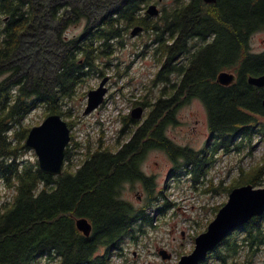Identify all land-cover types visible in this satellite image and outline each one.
Returning a JSON list of instances; mask_svg holds the SVG:
<instances>
[{
    "label": "trees",
    "instance_id": "obj_1",
    "mask_svg": "<svg viewBox=\"0 0 264 264\" xmlns=\"http://www.w3.org/2000/svg\"><path fill=\"white\" fill-rule=\"evenodd\" d=\"M153 3L159 0H0V186L13 192L0 201V264H35L39 257L52 264H107L137 226L145 231L149 222L146 209L126 201L123 191L142 182L154 199L155 179L142 170L154 149L189 168L194 185H208L206 193L259 185L264 167H240L239 180L227 187L225 180L214 184L210 172L220 153L251 149L258 134L264 137V89L248 83L249 76L264 75V51L255 53L250 44L264 31V0H173L151 18L146 10ZM72 23H83L80 34L64 33ZM137 26L154 36L153 57L161 65L147 84L150 93L163 85L159 94L137 103L152 109L148 118L124 117V138L109 147L81 146L76 165H70L71 143L63 174H44L26 155V116L40 109L44 117H70L89 79L119 67L113 55ZM222 71H234L237 82L220 85ZM193 99L204 104L213 139L203 153L166 135L178 107ZM79 218L91 222L90 237L78 230ZM215 263L264 264V216L230 234L202 262Z\"/></svg>",
    "mask_w": 264,
    "mask_h": 264
},
{
    "label": "rangeland",
    "instance_id": "obj_2",
    "mask_svg": "<svg viewBox=\"0 0 264 264\" xmlns=\"http://www.w3.org/2000/svg\"><path fill=\"white\" fill-rule=\"evenodd\" d=\"M172 3L173 0H164L159 3V8L163 10L166 5L169 7ZM83 27V23H72L64 33L78 35ZM46 33L48 38H52L51 28L46 29ZM130 37L128 43L113 55V64L119 67L108 70L104 77L94 75L90 78L75 102L77 110H73L70 117H62L69 124L74 143L70 165L81 161L82 156L78 154L81 146L91 145L96 148L101 144L104 147L117 145L118 139L124 138L121 134L124 117L131 116L132 111L139 107L137 103L145 100L144 97L152 99L163 87H155L153 93H150L149 86L147 87L161 67L153 57L154 36L145 31L136 38ZM146 43L151 46L143 49ZM250 44L253 52H263L264 31L254 34ZM30 47L34 51L37 48L36 45ZM43 57L49 58H41ZM35 63L37 67L38 61L35 60ZM105 77L110 78V91L105 104L93 114L85 116L88 93L97 89ZM151 111V108H146L142 121L148 118ZM47 117H44L42 110H34L26 116L24 124L31 130L40 126ZM175 118L176 124H171L166 129L169 139L179 146L197 152L203 153L207 148L210 149L213 139L208 114L200 100L184 102L178 107ZM259 135L251 149L219 154V160L210 172V178L214 177V184H219L221 180H225V187L234 184L233 181L239 180L241 176L238 173L240 167L246 171L253 167H264V137ZM26 155L38 160L31 148L27 149ZM142 170L147 176L155 179L154 199L151 200L148 196L142 182L127 184L123 198L138 209L145 208L149 222L143 228L145 231H140L141 224L137 226L136 232L126 239L124 250L114 252L107 264H177L183 256L192 253L196 238L206 232L216 218L218 212H214V208L225 205L229 200L231 192L214 195L212 192H205L208 185H194L189 168L176 165L163 150L149 151L142 164ZM256 188H264V174ZM12 194V190L0 186V201H5ZM163 250L172 255L170 260L162 259L160 252ZM35 264L52 263H49L46 257H39Z\"/></svg>",
    "mask_w": 264,
    "mask_h": 264
},
{
    "label": "water",
    "instance_id": "obj_3",
    "mask_svg": "<svg viewBox=\"0 0 264 264\" xmlns=\"http://www.w3.org/2000/svg\"><path fill=\"white\" fill-rule=\"evenodd\" d=\"M164 0H160L163 2ZM217 0H204L207 4ZM146 13L150 17H159L161 10L157 4H151ZM144 32L143 26L132 29L131 36L137 37ZM238 76L223 71L217 75V82L229 87L236 83ZM110 78L102 80L97 89L88 93V104L84 115L88 116L97 111L105 102L108 93L107 84ZM248 83L259 89H264V75L249 76ZM264 105V102H263ZM145 109L142 106L132 112L134 120L143 118ZM72 135L68 123L59 114L49 115L40 125L29 131L26 145L35 151L41 171L52 177L63 174L67 156V148L71 144ZM264 216V188H256L253 185H244L234 188L228 202L220 209L216 218L210 223L206 232L200 234L195 240V248L191 254L183 256L178 264H201L230 234L238 231L242 226L250 223L255 218ZM78 230L85 237H90L93 226L87 218L76 220ZM163 260H170L172 255L168 251L160 252Z\"/></svg>",
    "mask_w": 264,
    "mask_h": 264
},
{
    "label": "flooded vegetation",
    "instance_id": "obj_4",
    "mask_svg": "<svg viewBox=\"0 0 264 264\" xmlns=\"http://www.w3.org/2000/svg\"><path fill=\"white\" fill-rule=\"evenodd\" d=\"M67 20H68V24H70V16L68 15L67 16ZM82 30H83V28H82ZM192 46L195 44V41H192ZM186 60V57L184 56V57H181L180 58V61H179V64H182L184 61ZM219 74V73H218ZM237 75V74H236Z\"/></svg>",
    "mask_w": 264,
    "mask_h": 264
}]
</instances>
